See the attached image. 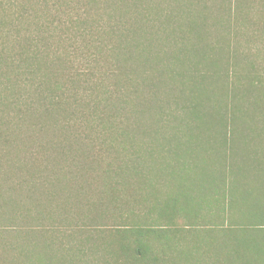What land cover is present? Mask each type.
Instances as JSON below:
<instances>
[{"label": "trees", "instance_id": "16d2710c", "mask_svg": "<svg viewBox=\"0 0 264 264\" xmlns=\"http://www.w3.org/2000/svg\"><path fill=\"white\" fill-rule=\"evenodd\" d=\"M264 0H0V264H264Z\"/></svg>", "mask_w": 264, "mask_h": 264}, {"label": "crops", "instance_id": "0c3cea01", "mask_svg": "<svg viewBox=\"0 0 264 264\" xmlns=\"http://www.w3.org/2000/svg\"><path fill=\"white\" fill-rule=\"evenodd\" d=\"M245 184H249L253 188L255 196H264V178L252 179L250 183Z\"/></svg>", "mask_w": 264, "mask_h": 264}]
</instances>
